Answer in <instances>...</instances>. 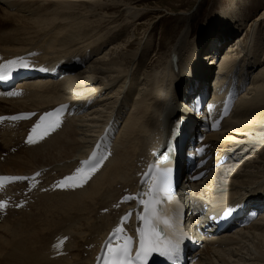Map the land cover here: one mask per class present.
<instances>
[{
	"label": "bare ground",
	"instance_id": "1",
	"mask_svg": "<svg viewBox=\"0 0 264 264\" xmlns=\"http://www.w3.org/2000/svg\"><path fill=\"white\" fill-rule=\"evenodd\" d=\"M107 2L121 6L128 23L143 16L138 7L125 0ZM100 3L102 0H0V52L6 59L31 55L26 61L32 65H58L62 69L66 67L62 62L72 64L73 59L85 64L81 71L62 81L23 85L24 96L2 102L0 115L42 112L63 103L80 111L85 109L86 113L68 119L61 131L36 147L23 143L30 123L0 128V175H28L42 170L48 185L87 159L97 138H104V132L116 129L119 133L113 156L86 188L70 193L33 192L26 196V207L5 210L8 215L0 216V264L92 263L98 244L121 212L115 211L113 204L124 191L136 192L138 173L153 151L162 147L165 135L172 136L178 122L183 119L194 126L192 117L199 120L192 113L194 99L207 91L217 92L228 76L236 77L237 89L243 92L221 131L208 136L210 161L204 170L210 175L197 184H192L186 175L180 188L186 219L201 244L198 252L191 255V262L264 264V186L257 187L264 181H257L264 179V41L256 37L260 25H264V14L250 27L255 26L252 30L249 28L252 37L244 50L235 46H241L240 37L244 40L248 34L238 39L235 35L237 44H230L225 53L219 46L244 30L246 15L240 6L208 27L209 33L202 40L192 39L187 29L188 33L173 45L165 69L156 73L153 66L146 65L152 50L148 43H139L143 48L135 53L130 51L131 39L110 49L108 46L120 37H109L113 31L100 33L96 41L93 36L86 42L76 40L84 28L71 14L76 15V9L81 8L82 16L93 18ZM238 15L242 17L240 23ZM107 47L114 53L103 55ZM214 60H218L216 66L212 64ZM249 70L255 71L250 85ZM124 76L125 81H120ZM226 94L227 91L223 97L218 94L210 101L223 100ZM14 149L19 151L12 153ZM185 152L188 154V149ZM253 177L259 178L251 181ZM23 190L11 187L7 196L14 198ZM56 197L62 198L52 201ZM245 199L251 201L246 203ZM244 205L258 213L248 225L235 233L207 229L208 211ZM105 210H109L107 214L102 213ZM199 228L206 234L199 235ZM66 237L68 242L58 247ZM241 241L246 247L238 248Z\"/></svg>",
	"mask_w": 264,
	"mask_h": 264
},
{
	"label": "rangeland",
	"instance_id": "2",
	"mask_svg": "<svg viewBox=\"0 0 264 264\" xmlns=\"http://www.w3.org/2000/svg\"><path fill=\"white\" fill-rule=\"evenodd\" d=\"M125 1L126 3H129L130 5L134 6L135 8L138 7V10L141 11L140 15L141 16L143 15L142 17H140V20L134 23L133 22L128 23L130 21H126L125 14L123 13L124 11L123 8H121V6L119 5L116 6L108 2L106 3V0H102V5L101 3L97 5V10H96L97 15L94 16L93 18L91 17L89 18L87 14L85 16H82L83 13L81 12L82 9L81 8L76 9L75 11L76 15H74L73 13L71 15H73L74 17L76 16L75 19L77 20V22L79 21V24L84 28V30L83 29L79 30L80 32L77 34L76 40L78 42H86L93 40L92 38L94 37V40L96 41L95 38L97 36L98 39L101 37V35H106L108 32L113 31L109 37L115 38L118 35H120V37L118 38L116 43H114L113 46L112 44L108 46L110 49L113 48L114 46L120 44L122 45L125 42V40L128 41V39H131L132 41L131 40L130 41L133 44L129 43V45L132 46L130 48V51L137 53L143 48L142 45L148 43L149 47L152 50L150 55L145 60L146 65L149 67L153 66L155 68L156 73L162 72L160 71V69L161 70L165 69L167 61L171 57L170 51L172 50L173 45L179 40L181 36L187 34L188 31H190V37L192 35V39L196 38L198 40H202L206 38L207 34L209 33L207 28L216 23H219L220 22L219 20L222 18V16L225 13H228L236 6H240L241 9L243 10V14L246 15L244 17L246 26L243 25L244 30H241L242 33L241 32L234 33L231 36L232 37L231 39L229 38L227 41L225 40V42H223V44H220L219 46L222 47V52L225 50L224 51L225 53L228 51L230 44L233 45L237 44L238 41L237 39L239 35L242 34L243 36L246 37L248 34L247 38L244 39L245 41L242 39V37H240L241 39L239 40V44L241 46L238 45L235 46L236 48L240 47V49L244 50V47L246 46L247 42L250 41L252 37V33L248 31L249 28L252 25H255L257 21L261 18V16L264 14V0H125ZM82 5L86 6L88 4L83 3ZM99 5L103 9L99 7ZM77 16H79L80 18ZM87 17H88V21H87ZM240 17L241 16L238 15V19ZM241 21H242V17L238 20V23H240ZM190 25H192V27H190ZM254 27L255 26H253V28ZM253 28L250 29L252 30ZM260 29H261L259 30L260 36L259 34H257L256 37L261 39V41L262 40L264 41V25H260ZM235 35L237 39H235L236 38ZM87 37L88 39H86ZM139 43H142V45L139 46ZM215 44H217V42H215ZM108 47L106 48L105 53H103L104 51L102 52L103 55L108 53V51L110 54L113 52L112 50L110 51ZM118 54L119 53H117L116 51L115 53L116 56L115 55L114 56L116 60L119 61L121 58H119L120 56ZM223 57L224 56H222V58ZM216 62H218V60L217 61L214 60L212 64L215 65ZM254 70L248 71L249 78L247 80L249 81V85L253 80L252 77H253V73L255 72ZM125 77L126 76L122 77L120 81H125ZM116 86L117 85L111 86L110 88L107 89V91L109 92L111 89H114ZM91 117L93 116L91 115ZM18 151H19L18 149H14L12 153L14 152L17 153ZM258 178L253 177V180L251 181L257 180ZM263 180L264 179L257 181L259 183ZM259 186H264V181L261 182L257 187ZM59 198L62 197H56L52 199V201H54L55 199L59 200ZM18 217L20 218L22 217V215L21 216L19 215ZM12 222L13 220L11 221V223ZM243 247H246V243L241 241L238 248H243ZM238 248H233V249H238ZM244 249H242L241 251L243 252ZM238 258L239 255L235 256V259Z\"/></svg>",
	"mask_w": 264,
	"mask_h": 264
},
{
	"label": "snow or ice",
	"instance_id": "3",
	"mask_svg": "<svg viewBox=\"0 0 264 264\" xmlns=\"http://www.w3.org/2000/svg\"><path fill=\"white\" fill-rule=\"evenodd\" d=\"M11 64H17L18 61H10ZM29 65L24 62H19V67L27 68ZM32 137H29V143H33ZM105 157H101L99 160L93 158V162L90 164L89 171L94 173L100 166L101 161ZM91 176L85 177L83 183H87V180ZM25 178L23 177H0L2 180L10 181H20ZM72 180V177L67 178ZM83 183L77 184V187H83ZM156 186L152 192V200L145 203V215L142 217L145 227L140 230V251L137 253L136 258L133 259L130 247L131 238H128V242L120 245L117 248H112L109 246L108 253L109 258L106 264H145L147 256L152 251H159L161 256H168L171 258L179 247V240L175 238L174 228L171 218H169L165 213L159 212L158 208L154 205L161 202L167 203L170 194V178L167 171L162 172L155 182ZM5 207L4 202H0V208ZM163 225L161 231H166L168 233L167 237L164 239L160 238V234L156 232L157 227ZM121 229H117L113 235L119 234ZM146 233L148 234V239H145Z\"/></svg>",
	"mask_w": 264,
	"mask_h": 264
}]
</instances>
